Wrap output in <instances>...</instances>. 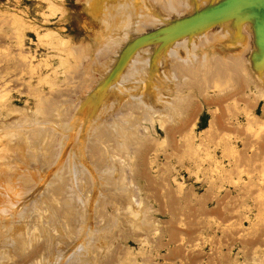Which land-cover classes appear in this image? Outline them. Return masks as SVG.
I'll use <instances>...</instances> for the list:
<instances>
[{
  "label": "rangeland",
  "instance_id": "1",
  "mask_svg": "<svg viewBox=\"0 0 264 264\" xmlns=\"http://www.w3.org/2000/svg\"><path fill=\"white\" fill-rule=\"evenodd\" d=\"M192 1L186 13L170 9L146 18L141 8L130 12L127 0H66L65 14L47 18L45 0H0V82H7L5 86L11 89L7 99L20 109L9 113L7 106L0 104V124L21 116L27 119L24 126L11 129L12 133L0 134V264H264V154L260 153L261 147L264 149V94L253 84L245 88L249 99L237 91L239 83L250 82V75L257 77L254 68L264 63L263 35L259 38L262 46L255 44L254 37L250 45L251 35L246 33L249 20L255 29L256 21L263 17L261 10L245 8L239 17L221 16L214 23V11L228 0ZM225 22L246 31L235 44L226 41L210 49L209 71L215 70L218 58L228 61L231 56L246 63L247 72L241 71L240 82L228 78L214 86L210 75L202 78L201 74L200 90L204 92H200L186 68L197 60L191 50L194 47L200 52V32L206 35ZM48 29L70 36L73 49L80 51L70 71L60 75L54 91L60 94L57 99L65 97L71 104L65 102L57 110L48 108L46 102L41 109L27 112L23 109L32 108L34 98L28 94L26 81L36 84L37 76L31 77L26 69L20 72L25 67L23 50L33 64L52 54L47 43L52 36L43 41L37 37ZM156 30L161 36L146 37ZM238 40L242 41L238 44ZM82 42H86V50H81ZM230 46H240L239 51ZM256 62L260 64L256 66ZM12 78L15 81L8 84ZM41 85L49 99L56 97L48 84ZM232 93H236L234 99L227 100ZM238 94L245 101H240ZM242 107L263 120L249 124ZM160 115L166 123L161 124ZM217 115L222 116V123L228 121V130ZM191 117L199 147L185 143L191 126L185 131L182 127ZM230 124L235 126L233 132ZM219 128L226 129L223 134L236 135V149H248L247 159L252 160L244 155L247 163L241 156L238 160L223 157ZM245 129L249 136L246 148L247 139L241 136ZM209 151L210 155L205 154ZM254 184L257 190L252 193ZM241 205L246 214L240 225L234 208Z\"/></svg>",
  "mask_w": 264,
  "mask_h": 264
},
{
  "label": "bare ground",
  "instance_id": "2",
  "mask_svg": "<svg viewBox=\"0 0 264 264\" xmlns=\"http://www.w3.org/2000/svg\"><path fill=\"white\" fill-rule=\"evenodd\" d=\"M46 2H47V4H46V7H47V11H45L44 12V14L47 16V18L48 17H51V16H55L58 12H61V14L63 15V14H65L66 13V11H67V9L65 8V2H66V0H45ZM192 1V0H191ZM116 2V1H115ZM124 2V1H123ZM193 2V1H192ZM127 3H128V5H129V7L131 8V9H129V11L131 12L132 10H133V12H134V9L135 10H139L140 8H141V10H143L144 11V16H148V15H159V13L160 12H163L162 10H164V11H169L170 9L171 10H179V11H182V12H188L189 11V7L193 4V3H191L190 4V6L188 7V4L190 3L189 2V0H127ZM195 3V2H194ZM197 4H198V2H197ZM206 4V3H205ZM207 4H209V2H207ZM206 4V6H208ZM110 5V4H109ZM199 6V5H198ZM147 7V8H146ZM92 8V7H91ZM197 8V7H196ZM195 8V9H196ZM191 9V8H190ZM201 9H203V8H201ZM125 10V9H124ZM126 10H128V7L126 6ZM213 10V9H212ZM215 10V9H214ZM94 11V10H93ZM140 11V10H139ZM138 11V12H139ZM170 12V11H169ZM172 12V11H171ZM208 13V12H207ZM107 14V13H106ZM138 14V13H137ZM182 14V13H181ZM202 14V13H201ZM262 15V14H261ZM146 16V18H148ZM205 16V15H204ZM263 16V15H262ZM19 17V16H18ZM115 17V16H114ZM161 17V16H160ZM253 17V16H252ZM117 18V17H116ZM166 18V17H165ZM258 18V17H257ZM98 19V18H97ZM152 19H154V18H152ZM156 19V18H155ZM154 19V20H155ZM253 19V18H252ZM11 20V19H10ZM20 20L21 19H19L18 21H17V23H18V25L20 26V27H22L23 25L21 24V22H20ZM109 20V19H108ZM243 20V19H242ZM260 20H262V19H260ZM23 21V20H22ZM121 21V20H120ZM255 21H256V19H255ZM10 22H12L13 23V21H10ZM141 22V21H140ZM215 22H217V20L216 21H214V23ZM249 22H251L250 20H249ZM247 23L246 25V27L247 28H249V30L248 31H246V30H244V28H242V27H240L238 24H235V23H232V22H225V23H220V24H218V26L216 27V26H214L213 27V29H209V32H207V34L206 35H203V34H201V32H200V41L198 40V42H200V47H199V49H198V51H200V52H195V50H194V47H193V50H191L192 51V53H190V55L191 56H193V59H195V57H197V60H192L193 61V63H191V65L189 66V67H187V65H186V68H187V70H188V74H189V76H191L192 77V79H193V81H194V79L195 80H197V82H196V84H195V86L197 85V88L200 90V80H201V77L202 78H205L206 76H208V78H209V75H210V78H209V80L211 81H214V82H212V85H213V83L215 84V82H219V81H221L222 79H228V78H232V79H235V81L238 79V81L240 82V77H239V75L241 74V71L243 70L244 72H247V70H246V67L247 66H245V64L246 63H242L241 61H239L238 59H236V58H233V59H235V60H233V59H231L232 57L231 56H229V60L227 61V59H226V57H224L225 58V60L227 61H225L224 59H221V58H218L215 62H214V67H215V70L213 71V72H211V71H209V62H208V55H209V52L211 51L210 49H213V48H215V47H219L218 45H221V44H224L226 41H228L229 43V45H230V43H231V45L232 44H235V42H236V38L237 37H239L240 36V33H241V35L242 36H244L243 34L245 33V31H246V33L247 34H249V35H251V41H249V42H247L248 44H250L251 45V43L250 42H254V38L255 39H258V37H257V33H262L263 32V30H261V32L259 31L258 32V30H257V28H253L254 27V25H253V27H252V24H253V22H251V23ZM69 23V22H68ZM109 23H110V21H109ZM126 23V22H125ZM146 23V22H145ZM214 23H210L209 24V26H211L212 24H214ZM261 23V22H260ZM71 24V23H70ZM148 24V23H147ZM10 25H12L11 23H10ZM26 25H28V24H26ZM25 25V26H26ZM140 25V24H139ZM238 25V26H237ZM255 25H256V23H255ZM261 25V24H260ZM2 26V25H1ZM141 26V25H140ZM139 26V27H140ZM143 26V25H142ZM216 27V28H215ZM64 28V27H63ZM124 28V27H123ZM141 28V27H140ZM143 28V27H142ZM144 28H145V26H144ZM36 29V28H35ZM261 29V28H260ZM17 31H18V29H17ZM137 31V30H136ZM15 33V32H14ZM102 34V33H101ZM105 34V33H104ZM4 35V34H3ZM7 35V34H6ZM5 35V36H6ZM15 35V34H14ZM203 35V36H202ZM253 35V36H252ZM10 36V35H9ZM47 36H52V40H51V42H47L48 44H49V46H50V48L53 50L52 51V54H50V55H48L45 59H43V60H40L37 64H33L32 62H31V60H26V59H28V54H26V53H24V50H23V57H22V61H24L25 62V65L24 64H22L21 66H25V67H22L21 68V71L20 72H22L24 69H26L27 70V72L30 74V76L31 77H34V76H37V83L36 84H34V83H32L30 80H28V81H26L27 83H28V87H27V90H28V94L30 95V96H32L34 99V106L32 107V108H27V109H23V110H27V112H28V110H32L34 107L35 108H37V109H41L43 106H44V104L46 103V102H49V106H48V108H57V110H58V108H60L61 106H63V104H65V102H66V100H67V98H65V97H63L62 99H57V97L58 96H60V94H59V92L58 91H56L57 92V95H54V96H56L55 98L53 97H51L50 99H49V97H47L46 96V94H48V93H46L45 92V87H43L41 84H48L49 85V88L51 89V91H52V96H53V93H56V92H54L55 90H57L56 89V87L59 85V79H60V75H62V74H66L67 72H69L70 71V68H71V66H73L72 64H73V61H75L74 59H78L79 58V56H78V53H80V51L79 50H74L73 49V41H72V39H71V37L70 36H66V35H64L61 31H55V30H51V29H48V30H46L45 32H43V33H37V37H38V39L40 40V41H43V38L44 37H47ZM99 36V35H98ZM262 36V35H261ZM1 37V36H0ZM3 37V36H2ZM1 37V38H2ZM13 37H15V36H13ZM16 37H18L17 36V34H16ZM254 37V38H253ZM264 37V36H263ZM10 38V37H9ZM20 38V37H19ZM18 38V39H19ZM197 38V37H196ZM199 38V37H198ZM248 38V37H247ZM11 39V38H10ZM22 39V38H21ZM248 39H250V37L248 38ZM92 40V39H91ZM112 40V39H111ZM259 40V39H258ZM20 41V40H19ZM100 41V40H99ZM98 41V42H99ZM102 41V40H101ZM136 41V40H135ZM239 41V40H238ZM240 41H242V40H240ZM240 41L238 42V44L240 43ZM144 42V41H143ZM2 43H3V41H2ZM83 44H82V46H81V50H86V42H82ZM129 43V42H128ZM141 43H142V41H141ZM141 43H139V44H141ZM196 43H197V40H196ZM244 43H246V41L244 42ZM1 44V43H0ZM144 43H142V45H143ZM255 44H257V42H255ZM255 44H253L252 46H254ZM3 45H4V43H3ZM3 45H1V46H3ZM146 45V44H145ZM247 45V44H246ZM263 45V44H262ZM127 46V45H126ZM199 46V45H198ZM4 47V46H3ZM20 47V51H21V46H19ZM83 47V48H82ZM128 47V46H127ZM136 47V46H135ZM143 47V46H142ZM142 47H141V49H142ZM257 47H258V45H257ZM132 48V47H131ZM130 48V49H131ZM198 48V47H197ZM230 48H234V49H236V47L235 46H230ZM238 49H236V50H238L239 51V48H240V46L239 47H237ZM243 48H245V47H243ZM247 48V47H246ZM246 48L244 49V50H246ZM19 49V48H18ZM141 49H138L139 51L141 50ZM144 49V48H143ZM228 52L231 50V51H233L232 49H229L228 50V48H225ZM87 50H89V49H87ZM104 50V49H103ZM146 50V49H145ZM235 50V51H236ZM241 50V49H240ZM19 51V50H18ZM144 50H142V52H143ZM216 51V50H215ZM223 51V50H222ZM26 52V51H25ZM82 52H85V51H82ZM150 52H151V50H150ZM195 52V53H194ZM217 52H218V50H217ZM226 52V51H225ZM250 52V51H249ZM28 53V52H27ZM101 53H103L102 51L100 52V54ZM144 53V52H143ZM224 53V52H223ZM234 53V52H233ZM259 53V52H258ZM261 53V52H260ZM11 54V53H10ZM231 54V53H230ZM22 55H20V56H22ZM235 55V54H234ZM241 55H242V53H241ZM240 55V56H241ZM8 56V58L7 59H9V55H7ZM19 56V55H18ZM97 56V55H96ZM103 56V55H102ZM108 56V55H107ZM141 56H143V55H140V57ZM145 56V55H144ZM143 56V57H144ZM257 56V55H256ZM264 56V55H263ZM11 57V56H10ZM101 57V56H100ZM105 57V56H104ZM109 57V56H108ZM164 57V56H163ZM222 57H223V55H222ZM227 57H228V55H227ZM233 57H237V56H233ZM97 58V57H96ZM145 58V57H144ZM189 58V57H188ZM246 58V57H245ZM254 58V57H253ZM253 58H251L250 60H249V62L250 61H252V59ZM260 58V57H259ZM6 59V58H5ZM82 59V58H81ZM102 59V58H101ZM244 59V58H243ZM247 59V58H246ZM246 59H244V61L246 60ZM260 59H262V58H260ZM260 59H258L259 61H260ZM11 60V59H10ZM15 60V59H14ZM97 60H99V58L98 59H96V61ZM167 60V59H166ZM231 60V61H230ZM256 60V59H255ZM263 61H264V58L262 59ZM261 60V61H262ZM77 61V60H76ZM93 61V60H92ZM145 61V60H144ZM143 61V62H144ZM260 61V62H261ZM18 62V61H17ZM20 62V61H19ZM18 62V63H19ZM78 62V61H77ZM146 62V61H145ZM253 62H254V60H253ZM260 62H259V64H260ZM2 63V62H1ZM4 63V62H3ZM252 63V62H251ZM9 64V63H8ZM20 64V63H19ZM77 64V63H76ZM98 64V63H97ZM250 64V63H249ZM257 62H256V66L257 65H259ZM1 65V64H0ZM12 65V64H11ZM87 65H88V62H87ZM164 65H165V63H164ZM167 66H168V64H166ZM247 65V64H246ZM11 67H13L14 69H16L17 68V65H13V66H11ZM86 67H88V66H86ZM252 67L254 68L255 66L252 64ZM1 68V67H0ZM3 68H5L4 66H3ZM6 69H9V68H6ZM257 72H256V76L257 77H255V76H251L250 75V82H247L246 84H244V82H241V83H239L238 81V87H239V89L237 90V91H239L240 92V94H241V92L242 93H244V95H246L245 96V98H247L248 96H247V92H246V90H245V88H249V87H251L252 85L251 84H253V85H255V86H257V88H259L260 89V93H261V95L263 96V94H264V63H261L260 64V66H259V69H258V66H257V68L255 67L254 68ZM10 70V69H9ZM13 70V69H12ZM16 71V70H15ZM85 71V70H84ZM87 71V70H86ZM122 71V70H121ZM175 71L177 72L178 71V69L177 68H175ZM10 72V71H9ZM18 72V71H17ZM24 72V71H23ZM22 72V73H23ZM26 72V71H25ZM88 74H89V69H88ZM208 72V73H207ZM253 72H255L254 70H253ZM13 73H14V71H13ZM21 73V74H22ZM70 74H72V73H70ZM87 74V75H88ZM201 74H202V76H201ZM255 74V73H254ZM20 75V74H19ZM1 76V75H0ZM16 76H17V74H16ZM94 76V75H93ZM93 76H92V78H93ZM151 76V75H150ZM249 77V74L248 73H246V77ZM19 77V76H18ZM183 77V76H182ZM242 77V76H241ZM149 78V77H148ZM181 78V77H180ZM16 79V78H15ZM183 79V78H182ZM189 79L191 80V78L189 77ZM231 79V80H232ZM244 79H245V77H244ZM244 79H243V81H244ZM145 80V79H144ZM144 80H141V81H144ZM185 80H186V78H185ZM185 80H184V82H185ZM208 80V81H209ZM15 80H14V78H12V79H9L8 80V84L9 83H11V82H14ZM86 81V80H85ZM88 81V80H87ZM181 81H183V80H181ZM203 81V80H202ZM206 81V80H205ZM207 81V82H208ZM241 81H242V78H241ZM245 81H248V80H245ZM3 82V81H2ZM2 82H0L1 84V87L0 88H2V90H1V92H0V99L1 100H4V101H2L0 104H2V105H5V106H7V108H8V112L9 113H11V112H16V111H19L20 109H18V108H14L13 106H12V102L10 103V100L9 99H7V97H8V95L9 94H11L10 93V91H11V89H9V87H7V86H5L6 84H7V82L5 83H2ZM21 82H23V81H21ZM161 82H163V81H161ZM217 82V83H218ZM88 83V82H87ZM157 83H159V82H157ZM191 83H192V80H191ZM204 83V82H203ZM216 83V84H217ZM244 85H243V84ZM86 84V83H85ZM160 84V83H159ZM208 84V83H207ZM242 84V85H241ZM182 85V84H181ZM184 85H185V87L188 85V84H186V83H184ZM184 85H182V86H184ZM211 85V86H212ZM21 86V85H20ZM64 86V85H63ZM190 86V85H189ZM204 87L205 86H208V85H206V84H204L203 85ZM214 86V85H213ZM216 86V85H215ZM225 86V85H224ZM21 87H23V86H21ZM152 87V86H151ZM165 87H166V85H165ZM164 87V88H165ZM191 87H193V86H191ZM208 87H210V86H208ZM221 87V86H220ZM14 89L16 88V87H13ZM90 88V87H89ZM102 89H103V87H102ZM170 89V88H169ZM173 89V88H172ZM205 90L207 89V88H204ZM218 89V88H217ZM27 90L26 91H24V92H27ZM92 90V89H91ZM177 90V89H176ZM178 90H180V88L178 89ZM181 90H182V87H181ZM203 90V89H202ZM202 90H200V92L202 91ZM62 91H64V90H62ZM185 91V90H184ZM237 91H236V93H237ZM84 92V91H83ZM179 92V91H178ZM182 92V91H181ZM202 92H204V91H202ZM206 92V91H205ZM238 92V93H239ZM62 93V92H61ZM64 94L66 93V92H63ZM69 92H67V94H68ZM236 93H232L233 94V96L231 95V94H229V98L227 97H224V98H226L227 100H229V99H234V97H235V94ZM63 94V95H64ZM204 94V93H203ZM240 94H238V97H239V99H240V101H241V98H242V101H245V99H244V97H241L240 96ZM193 95V94H192ZM192 95H190V96H192ZM10 96V95H9ZM69 96V95H68ZM82 96V95H81ZM194 96V95H193ZM262 96H260V97H262ZM16 97V96H15ZM62 97V96H61ZM213 97H214V95H213ZM254 97V96H253ZM256 97V96H255ZM254 97V98H255ZM264 97V96H263ZM193 98V97H192ZM204 98V97H203ZM224 98H222V99H224ZM259 98V97H258ZM55 99H57V100H55ZM225 99V100H226ZM244 99V100H243ZM248 99H249V97H248ZM70 100V99H69ZM68 100V101H69ZM226 100V101H227ZM257 100V99H256ZM28 100H26V102H27ZM71 101V100H70ZM69 101V102H70ZM206 101V100H205ZM211 101H213L214 102V100L213 99H211ZM211 101H209L208 103H211ZM218 102L217 103H219V101L220 100H217ZM69 102H66V104L67 103H69ZM213 102H212V104H213ZM222 102H224V100H222ZM238 102V101H237ZM246 102H248V101H246ZM43 103V104H42ZM206 103H207V101H206ZM214 103H216V102H214ZM257 103V102H256ZM70 104H71V102H70ZM220 104V103H219ZM250 104V103H249ZM251 104L253 105L254 103H252V101H251ZM250 104V105H251ZM47 105V104H46ZM224 105H225V102H224ZM223 105V106H224ZM244 105V104H243ZM42 106V107H41ZM67 106V105H66ZM101 106V105H100ZM221 106V104L219 105V107ZM231 106V108H232V104L230 105ZM199 107V106H198ZM218 107V106H217ZM216 107V108H217ZM222 107V106H221ZM226 107V106H225ZM3 108V107H2ZM6 108V107H5ZM34 108V109H35ZM74 108V107H73ZM133 108V107H132ZM197 108V107H196ZM216 108H214L215 110H216ZM243 108V107H242ZM264 108V107H263ZM67 109V108H66ZM220 109V108H219ZM226 109V108H225ZM229 109H230V107H229ZM5 110V109H4ZM209 110V109H208ZM212 110V109H211ZM24 111V112H25ZM33 111V110H32ZM35 111V110H34ZM66 111H68V110H66ZM194 111H195V109H194ZM217 111V110H216ZM221 111H223V109L221 108ZM227 111V110H226ZM243 111H244V116L246 117V120H247V122L249 123V124H251V122H252V120H256V121H258L259 119H262L263 120V118H261L260 116H258V115H256L255 113H254V111H249V109L247 108V107H244L243 108ZM263 112H264V109L262 110ZM27 112H25V114L27 113ZM196 112H197V110H196ZM211 112V111H210ZM224 112V111H223ZM22 113H23V111H22ZM138 113V112H137ZM141 113V112H140ZM213 114H214V112H212ZM226 114H227V112H225ZM224 113V114H225ZM7 114V113H6ZM50 114V113H49ZM84 114V113H83ZM142 115V114H141ZM147 115H148V118H150V119H153V116L150 114V113H147ZM193 115V114H192ZM191 115V116H192ZM212 115V114H211ZM8 116H9V114H8ZM41 116V115H40ZM39 116V117H40ZM146 116V115H145ZM161 116V117H160ZM159 117L160 118H162L161 120H160V122H161V124L165 121V123L167 122L165 119H164V117H163V115H160ZM218 116V118L217 117H215V119L217 118V119H219V115H217ZM228 118H229V115L227 114L226 115ZM263 116H264V114H263ZM36 117V116H35ZM42 117V119H43V117L45 118V116H41ZM40 117V118H41ZM88 117V116H87ZM147 117V116H146ZM166 117V116H165ZM222 117V116H221ZM220 117V118H221ZM224 118H223V121L225 120V116H223ZM69 118V117H68ZM192 118V117H191ZM190 118V119H191ZM228 118H226V119H228ZM67 119V118H66ZM189 119V121L191 122H189V123H186V125L184 124L183 126H185V127H182V129L185 131V129L184 128H186L187 129V126H189V124H190V126L192 125L193 126V124H194V121H193V118L190 120ZM194 119H195V116H194ZM11 120V119H10ZM9 120V121H10ZM211 120V119H210ZM220 120V122H221V119H219ZM233 120V119H232ZM34 121V120H33ZM212 121H213V119H212ZM217 121V120H216ZM27 122V119L26 118H24L23 116H21L20 118H16V119H12L10 122H8V123H2V124H0V134H1V132H6V134H10V132H11V129H13V128H15V127H17L18 125H23L24 126V124ZM41 122V121H40ZM64 122H66V121H64ZM219 122V121H218ZM218 122H215V125L218 123ZM226 123H227V127H226V129L229 127V125H228V121L226 120L225 121ZM224 122V123H225ZM230 122H232V121H229V123ZM30 122H28V124H29ZM224 123H222L221 122V124H222V127H223V125H224ZM225 123V124H226ZM254 123V122H253ZM53 124V123H52ZM183 124V123H182ZM221 124H219V126H221ZM232 124H234V122H232ZM258 125H259V123H258ZM22 126V127H23ZM191 126V131H190V133L187 135V137H185L186 138V144L187 145H192V146H197V147H199V145H197V142H195V137H196V135L193 133V127ZM218 125H217V127H219ZM232 125L230 124V127H231ZM181 127H178V128H180L181 129ZM213 127H214V125H213ZM216 127V128H217ZM225 127V126H224ZM235 126H233V127H231V131L233 132V130H232V128H234ZM247 127H249L248 126V124H247ZM247 127H246V129H247ZM69 128V127H68ZM189 129V128H188ZM220 129V132L219 133H221V135L219 134V136H220V141L222 142V145H223V152H222V156L223 157H229V159H232V158H237V160L239 159V156H241V155H244V157L246 158V160H249L250 161V159L251 158H249V159H247V157L248 156H250V154H247V152H246V150H248V149H245L244 150V152H242V151H238L237 149H236V146H235V142H234V138H237V136L235 135L234 137H231V136H229V135H226V134H223V131L222 130H226V129H224V128H219ZM246 129L245 130H243V133L241 134V136L242 135H244L243 137H242V139L244 140V139H247V140H244V146H245V148H246V146L247 145H249V143L247 144V142L246 141H248V139H249V136H248V138H247V134L245 133V131H246ZM259 129H260V127H259ZM258 129V130H259ZM178 130V129H177ZM183 130H180V134L182 135V133H181V131H183ZM215 130V129H214ZM228 130V129H227ZM248 130H249V128H248ZM10 131V132H9ZM14 131V130H13ZM176 131V130H175ZM184 131H183V133H184ZM188 131V130H187ZM252 131V130H251ZM212 132V131H211ZM12 133V132H11ZM204 134V133H203ZM206 134V133H205ZM207 134H208V131H207ZM215 134V133H214ZM218 134V133H217ZM230 134H231V132H230ZM254 134H256V131H255V133ZM63 135V134H62ZM263 135H264V133L262 134V137H263ZM26 136V135H25ZM216 136V135H215ZM215 136H214V139H213V141L215 140ZM239 136V135H238ZM251 136V135H250ZM3 138V135H1L0 136V138ZM12 137L13 136H11V137H8V138H11L10 140H12ZM105 137V136H104ZM103 137V138H104ZM205 137H207V136H205ZM204 137V138H205ZM213 137V136H212ZM218 136H216V138H217ZM1 138V139H2ZM7 138V139H8ZM208 138V137H207ZM210 138V137H209ZM251 138H252V136H251ZM257 138V137H256ZM256 138H255V143H256ZM219 139V138H218ZM253 139H254V136H253ZM263 139H264V137H263ZM10 140H8V141H10ZM15 140V139H14ZM1 141V140H0ZM210 141H211V138H210ZM263 141V140H262ZM261 141V142H262ZM183 142V143H184ZM203 142V141H202ZM217 142V141H216ZM253 142H254V140H253ZM264 142V141H263ZM262 142V143H263ZM213 143V142H212ZM259 141H258V144H257V146L259 145ZM185 144V145H186ZM218 144H220V143H218ZM240 144V143H239ZM243 144V143H242ZM254 144V143H253ZM261 144V143H260ZM263 145V144H262ZM261 145V146H262ZM106 146V148H107V145H104V147ZM251 146V145H250ZM250 146H249V149H250ZM108 147L110 148V149H114L113 147H110L109 145H108ZM185 146H184V144H183V148H184ZM241 147H243V146H241ZM259 147H260V145H259ZM118 148V147H117ZM248 148V147H247ZM257 148V147H256ZM119 149V148H118ZM193 149V148H192ZM221 149V148H220ZM109 150V149H108ZM242 150V149H241ZM261 151H260V153L261 154H264V149L261 147V149H260ZM192 151V150H191ZM251 151V150H250ZM257 151H259L258 149H257ZM2 152V151H1ZM187 152V151H186ZM254 153L256 152L255 150L253 151ZM103 153H105L104 151H103ZM254 153H252V155L254 154ZM259 152H258V155L260 154ZM105 154H107V153H105ZM104 154V155H105ZM110 154V153H109ZM109 154H108V157H109ZM113 154H114V152H112L110 155H112L113 156ZM115 154H116V152H115ZM121 154V153H120ZM199 154V153H198ZM205 154H207V155H210V151L207 153H205ZM24 155V154H23ZM117 155H119V151H118V153H117ZM255 156H256V154L253 156V158H255ZM261 156H263L264 157V155H261ZM105 157V156H104ZM242 158H241V160L243 159V163H245L244 162V158H243V156H241ZM113 159H114V157H112ZM106 160H108L107 158H106ZM236 160V161H237ZM245 160V161H246ZM252 160V159H251ZM260 160V158H257V161H259ZM109 161H110V159H109ZM202 161V160H201ZM261 161V160H260ZM221 162V161H220ZM239 162V161H238ZM110 163H112V162H110ZM207 163V162H206ZM242 163V164H243ZM246 163H247V161H246ZM249 163V162H248ZM252 163H253V161H252ZM251 163V164H252ZM235 164V163H234ZM250 164V163H249ZM250 164V165H251ZM261 164H262V161H261ZM261 164L259 165V167L261 166ZM243 165H245V164H243ZM247 165V164H246ZM104 166V165H103ZM108 166V165H107ZM236 166V165H235ZM254 166V165H253ZM256 166H258V165H256ZM223 167H225V166H223ZM239 167H240V165H239ZM247 167H248V165H247ZM263 166H261V168H260V170H263V168H262ZM238 168V167H237ZM245 168V167H244ZM252 168V167H251ZM250 168V169H251ZM233 169H234V165H233ZM253 169V168H252ZM93 170V169H92ZM227 170H229V169H227ZM234 170H236V169H234ZM233 170V171H234ZM240 170V169H239ZM90 171V170H89ZM252 171V170H251ZM264 172V171H263ZM263 172H260L261 173V175H262V173ZM239 173V172H238ZM221 174H222V172H221ZM227 174V173H226ZM234 174H235V171H234ZM231 175V174H230ZM260 175V176H261ZM262 176H264V174L262 175ZM225 177V176H224ZM229 178V177H228ZM227 178V179H228ZM263 178L264 177H262L261 179L263 180ZM256 179H258V178H256ZM223 180H226V179H223ZM251 180V179H250ZM264 181V180H263ZM216 182V181H215ZM221 182V181H220ZM227 182H228V180H227ZM250 183V182H249ZM262 183V182H261ZM251 184H252V181H251ZM264 184V183H263ZM248 185V184H247ZM218 186H220V185H218ZM254 186H255V184L252 186L253 188H252V193H253V189H255L254 188ZM244 187V186H243ZM263 187H264V185H263ZM220 188V187H219ZM245 188V187H244ZM224 189V188H223ZM242 189V188H241ZM247 189V188H246ZM255 190H257V189H255ZM225 191V190H224ZM231 191V190H230ZM250 191H251V188H250ZM261 191V190H260ZM264 191V190H263ZM262 191V192H263ZM238 192V191H237ZM239 192H241L240 191V188H239ZM248 192V191H247ZM256 192V191H255ZM220 193V192H219ZM251 193V192H250ZM245 194V193H244ZM253 195V194H252ZM256 195V194H255ZM233 196V195H232ZM237 196H239L238 195V193H237ZM237 196H236V198H237ZM243 196V195H242ZM259 196V195H258ZM260 196H262L261 194H260ZM220 197V196H219ZM1 200V199H0ZM227 200H229V198L227 199ZM230 200H232V199H230ZM239 201H240V203H241V200H240V196H239V199H238ZM238 201V202H239ZM227 203V202H226ZM231 203V202H230ZM230 205V204H229ZM228 205V206H229ZM235 205V204H234ZM234 205L233 206H231V207H234ZM236 205H237V203H236ZM242 205H243V207H244V204L242 203ZM242 205L241 206H237V208L235 207L234 209H236V211L239 213V215H238V217H237V214H236V211H235V215H236V217H237V219L236 220H238L237 222L241 225L242 224V216L243 215H245L246 214V212L245 213H243L242 212ZM241 209V210H240ZM257 210V209H256ZM227 211V210H226ZM229 211H230V209H229ZM262 211V210H261ZM231 212H233L234 213V211L233 210H231ZM256 212H258V211H256ZM229 213V212H228ZM259 213V212H258ZM262 213V212H261ZM230 214V213H229ZM232 214V213H231ZM225 216V215H224ZM235 217V216H234ZM230 219V218H229ZM235 219V218H234ZM223 220V219H222ZM228 221V220H227ZM232 220H230V222H231ZM226 222V221H225ZM250 223V222H249ZM234 227V226H233ZM237 228V227H236ZM240 228V227H239ZM242 228V227H241ZM234 229H235V227H234ZM243 229V228H242ZM241 229V230H242ZM4 230V229H3ZM237 230H238V228H237ZM245 231V230H244ZM238 233H239V230L237 231ZM261 232V231H260ZM238 233H236V234H238ZM240 234V233H239ZM262 235H263V233H262ZM259 237H260V235H259ZM263 237V236H262ZM255 243V242H254ZM256 246V245H255Z\"/></svg>",
  "mask_w": 264,
  "mask_h": 264
},
{
  "label": "water",
  "instance_id": "3",
  "mask_svg": "<svg viewBox=\"0 0 264 264\" xmlns=\"http://www.w3.org/2000/svg\"><path fill=\"white\" fill-rule=\"evenodd\" d=\"M245 8H251L252 10L254 8L261 10V14L263 15V19L262 20H257L256 21V28L258 30V32L261 30L264 31V0H228L226 2V4H222L220 6V8H218L217 10L214 11V16L215 19L220 18L221 16L223 17H239V15H241V11L244 10ZM205 10V9H204ZM253 14V13H251ZM197 14L195 13V15L190 16L191 17H195ZM250 17L246 18L245 20H249ZM193 20H197V18L193 19ZM261 22V23H260ZM261 24V26H260ZM185 27V26H184ZM261 28V29H260ZM156 33L154 34H146V37H149L148 39H155L156 37H153L154 35H159L161 36L160 32H157V30L155 31ZM257 37L258 39L261 38V35L264 36V32L261 33H257ZM257 39V44L259 46H262V42L260 41V39Z\"/></svg>",
  "mask_w": 264,
  "mask_h": 264
}]
</instances>
